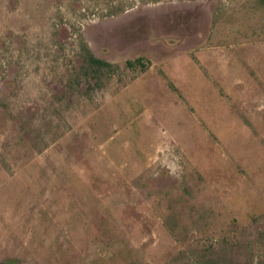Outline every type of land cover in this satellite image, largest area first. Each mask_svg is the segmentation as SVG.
I'll use <instances>...</instances> for the list:
<instances>
[{
    "label": "rangeland",
    "instance_id": "374dc122",
    "mask_svg": "<svg viewBox=\"0 0 264 264\" xmlns=\"http://www.w3.org/2000/svg\"><path fill=\"white\" fill-rule=\"evenodd\" d=\"M0 264H264V0H0Z\"/></svg>",
    "mask_w": 264,
    "mask_h": 264
},
{
    "label": "trees",
    "instance_id": "16d2710c",
    "mask_svg": "<svg viewBox=\"0 0 264 264\" xmlns=\"http://www.w3.org/2000/svg\"><path fill=\"white\" fill-rule=\"evenodd\" d=\"M90 59H91L92 62H94V63H96V64H98L100 66H109L110 65L109 62H107L105 60L95 58L91 53H90ZM128 63L131 64L132 62L130 61Z\"/></svg>",
    "mask_w": 264,
    "mask_h": 264
}]
</instances>
